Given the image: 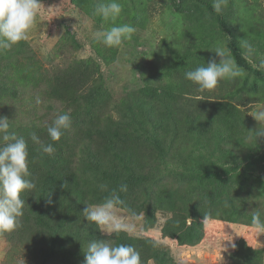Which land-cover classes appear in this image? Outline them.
Returning a JSON list of instances; mask_svg holds the SVG:
<instances>
[{"label":"trees","instance_id":"16d2710c","mask_svg":"<svg viewBox=\"0 0 264 264\" xmlns=\"http://www.w3.org/2000/svg\"><path fill=\"white\" fill-rule=\"evenodd\" d=\"M1 1V34L15 33L13 50L23 52L27 42L2 11ZM175 1L179 11H186L188 20L206 21V30L211 28L212 20L218 21L217 34L229 35L226 39L236 64L255 72L244 64L243 49L233 29L211 0H192L194 7H184L189 0ZM202 7L213 12L210 19L204 18ZM192 30L191 27V33ZM186 49L176 54L179 63L169 75L170 85L160 90L143 88L138 95L126 97L122 109H116L117 118L110 113L103 117L95 113L98 102L107 95L96 76L99 65L83 60L58 68L51 78L41 81L47 86V100L34 101L32 97L39 96L35 91L41 90L35 84L42 76L41 72L37 74V61L29 57L15 65L11 51L1 48L0 232L13 234L14 226H18L21 238L31 232L46 234V248L40 249L39 264H146L151 259L156 264H176L168 251L150 238L131 236L121 229L103 234L91 207L113 204L132 215L142 212L147 224L154 222L157 209L168 208L172 215L165 221L163 236L174 238L179 244L198 243L203 237V220L214 214L205 204L226 203L233 207V197L238 194L236 185L241 183L238 174L233 172L222 178V168L217 169L219 166L212 163L189 170V178L198 175L196 190L200 194L192 199L176 188L163 189L154 172L156 168H147L141 155L138 157L145 153L148 158L165 160L170 148L167 137L177 135L181 129L203 135L213 130L216 141L224 140L220 135L224 130L219 126L226 119L236 123L240 116L239 108L232 104L219 100L208 104L204 98L189 97L191 88L201 81L199 77H206V71L200 62L190 64ZM20 74L26 75L23 78L33 90L29 91ZM22 80L25 86L17 88L15 81L22 84ZM182 90L186 95L177 93ZM26 98L31 100L22 103ZM37 102L44 103L43 113L37 112ZM24 114L28 116L20 121L10 117ZM245 159L252 166H264V143L256 154ZM228 170L230 167L225 166L224 174H230ZM258 253L251 248H237L233 253L235 264H239L240 257L244 264L255 263Z\"/></svg>","mask_w":264,"mask_h":264},{"label":"rangeland","instance_id":"374dc122","mask_svg":"<svg viewBox=\"0 0 264 264\" xmlns=\"http://www.w3.org/2000/svg\"><path fill=\"white\" fill-rule=\"evenodd\" d=\"M174 1L2 0V11L12 20L27 46L23 52L13 50L15 33L1 34L3 30H0V50L8 48L15 65L29 57L37 61V74L41 72L42 76L35 84L41 90L35 91L39 96L32 97L34 101L47 100V86L41 81L51 78L58 68L83 60L99 65L96 76L107 95L98 102L95 113L102 117L110 113L119 118L116 109H122L126 97L138 95L143 88L152 86L160 90L170 85L169 75L179 63L176 54L189 48L187 59L190 64L200 62L206 77H199L201 81L196 88H191L188 96L204 98L208 104L217 100L232 104L239 108L240 116L236 123L226 119L219 126L224 130L220 134L224 140L216 141L213 130L199 135L197 131L181 129L177 135L167 137L170 148L165 160L148 158L145 153L138 157L141 155L147 168H156L154 172L163 189L176 188L178 193L191 195L192 199L200 194L196 190L198 175L189 178V170L212 163L219 166L217 169L222 168V178L233 172L238 174L241 183L236 185L238 194L233 197L234 206L205 204L214 214L203 220V237L193 245L179 244L176 239L163 236L165 221L172 215L168 208L157 209L152 224L146 223L142 212L132 215L113 204L95 205L91 209L103 234L121 229L131 236L150 238L161 244L176 264H235L233 253L237 248L258 250V261L252 264H264V166H252L245 159L249 154H256L264 143V0H211L215 10L233 29L243 49L244 64L255 72L236 64L226 39L229 35L217 34L218 21L212 20L211 28L206 30V21L188 20L186 11H179ZM193 5L189 0L184 7ZM201 11L206 19L213 15L205 7ZM24 80L22 84L15 81L14 85L25 86ZM26 84L29 91L33 90L30 83L26 81ZM177 93L186 95L183 90ZM29 100L26 98L22 103ZM36 105L38 113L45 111L44 103ZM27 116L10 117L20 121ZM225 166L230 167V174H224ZM244 173L248 180L242 176ZM19 229L14 226L13 234L0 232V264H39L40 249L46 248V234L31 232L27 238H21ZM10 236H14L13 240ZM240 259L238 263L244 264L243 257ZM146 264L156 263L151 259Z\"/></svg>","mask_w":264,"mask_h":264}]
</instances>
